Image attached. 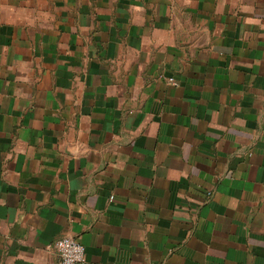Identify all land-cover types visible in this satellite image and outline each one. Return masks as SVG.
I'll list each match as a JSON object with an SVG mask.
<instances>
[{"label":"crops","instance_id":"1","mask_svg":"<svg viewBox=\"0 0 264 264\" xmlns=\"http://www.w3.org/2000/svg\"><path fill=\"white\" fill-rule=\"evenodd\" d=\"M63 236L264 264V0H0V264Z\"/></svg>","mask_w":264,"mask_h":264},{"label":"built area","instance_id":"2","mask_svg":"<svg viewBox=\"0 0 264 264\" xmlns=\"http://www.w3.org/2000/svg\"><path fill=\"white\" fill-rule=\"evenodd\" d=\"M52 247L59 256V264H83L85 261L86 248L76 237L63 236L55 240Z\"/></svg>","mask_w":264,"mask_h":264}]
</instances>
